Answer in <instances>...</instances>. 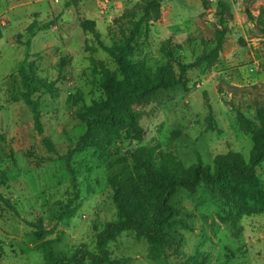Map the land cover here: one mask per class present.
Returning <instances> with one entry per match:
<instances>
[{
    "label": "rangeland",
    "instance_id": "obj_1",
    "mask_svg": "<svg viewBox=\"0 0 264 264\" xmlns=\"http://www.w3.org/2000/svg\"><path fill=\"white\" fill-rule=\"evenodd\" d=\"M219 1L229 7V33L211 71L190 74L186 91L161 94L141 118L140 139L122 133L103 154L78 156L77 160L88 159L91 170L78 177L74 187L63 158L74 149L78 125L74 112L80 104L67 100L79 92L86 105L101 99L93 65L101 61L112 67L81 23L95 22L103 46L118 44L121 38L113 21L140 0H76L75 4L72 0H0V142L9 149L0 166L4 175L0 193L16 209L14 214L0 204V264H45L41 242L32 237L37 228L54 232L46 239L59 237L55 252L69 254L79 245L93 252L97 233L115 215L109 179L117 173L132 174L133 156L141 148L156 157L172 154L186 168L198 161L212 166L215 157L228 152L248 162L252 140L240 131L234 111L256 122V110L264 108V39L247 18V13L264 17V0H162L161 19L140 41L136 60H144L152 70L164 65L160 48L167 40L185 44L193 39L194 53H200V42L211 41L219 28ZM33 21L53 26L38 32L27 49L25 30ZM19 35H23L22 45L15 44ZM181 57L191 62V49L185 48ZM62 59L65 64L60 67ZM24 60L32 63L40 78L55 83V95L41 97V133L35 130L26 105L5 100L3 80ZM207 103L212 127L206 123ZM175 134L178 138L173 142ZM256 172L264 191V163ZM70 201L76 208L74 216L57 223L59 205ZM171 205L179 211L177 224L168 229L174 246L164 250L161 260H153L147 242L132 232L110 242L111 256L125 264H182L199 250L208 264H264V215L243 218L240 235L234 239L218 219L227 208L215 188L200 186L195 195L179 190ZM181 221L189 228L179 226Z\"/></svg>",
    "mask_w": 264,
    "mask_h": 264
},
{
    "label": "trees",
    "instance_id": "obj_2",
    "mask_svg": "<svg viewBox=\"0 0 264 264\" xmlns=\"http://www.w3.org/2000/svg\"><path fill=\"white\" fill-rule=\"evenodd\" d=\"M72 3L75 4L76 0H72ZM162 4V0H140L134 7L124 11L113 21L121 40L110 47H105L100 42L94 21L86 20L81 23V29L91 33L112 67L101 61L93 65L94 77L97 78L95 83L103 95L101 99L86 105L79 92L67 100L71 105L80 104L74 112L78 121L74 149L63 158L74 187L78 177L91 170L88 159L82 157L77 160L78 156L87 153L103 154L107 146L122 133L132 134L140 139V121L145 110L164 92L177 89L186 91L190 74H206L219 60L229 33L226 19L229 7L221 1L216 3L219 28L211 41L200 42V53H194L193 39H187L185 44H174L167 40L160 48L166 59L164 65L152 70L144 60H136L140 41L148 28L161 19ZM202 6L207 8L205 2ZM247 18L264 39L263 13L257 17L247 13ZM52 26V22L40 25L33 21L25 30L24 46L28 49L38 32ZM22 37L23 35H19L16 38V45L23 44ZM185 48L191 49V62H186L181 57ZM64 64L65 60L62 59L60 67ZM3 85L6 86L5 100L10 104L26 105L32 112L35 130L41 133V97H53L56 92L55 83L40 78L32 63L24 60L17 65L13 74L3 80ZM1 109L0 104V111ZM207 109L206 123L208 127H212L214 120L208 103ZM234 113L240 131L252 140L248 162L241 155L228 152L215 157L212 166H203L198 161L186 168L172 154L162 157L158 153L156 157L148 148L139 149L132 159L135 163L134 172L117 173L109 179L115 215L97 233L95 250L91 252L87 246L79 245L69 254L55 252L54 244L59 237L54 240L46 239L54 232L37 228L32 237L41 242L40 250L45 264H125V260L113 258L108 250L110 242L125 232H132L136 239L145 240L150 257L155 261L161 260L164 250L174 246L168 229L177 224L175 219L179 217V211L171 205V200L179 190L195 195L200 186L212 187L218 191L227 208L218 219L222 225L230 228L232 237L237 239L241 232L238 226L243 218L264 215V191L256 172L264 163V108L256 110V122L247 119L240 111ZM177 138L178 134H175L173 142ZM6 150H9L6 144L0 142V166L6 161ZM3 177V173H0V178ZM0 204L16 214L13 204L1 193ZM75 211L71 201L59 205L56 222L70 220ZM178 224L185 229L189 228L185 222ZM182 264H208V258L198 250Z\"/></svg>",
    "mask_w": 264,
    "mask_h": 264
}]
</instances>
